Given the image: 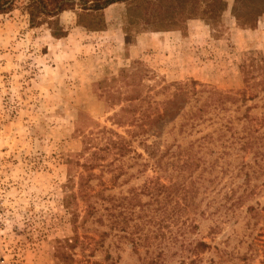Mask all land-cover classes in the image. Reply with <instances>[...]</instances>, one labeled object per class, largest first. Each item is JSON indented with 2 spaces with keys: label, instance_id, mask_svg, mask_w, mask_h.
Segmentation results:
<instances>
[{
  "label": "rangeland",
  "instance_id": "rangeland-1",
  "mask_svg": "<svg viewBox=\"0 0 264 264\" xmlns=\"http://www.w3.org/2000/svg\"><path fill=\"white\" fill-rule=\"evenodd\" d=\"M27 1L0 12V264H264L254 0H162L158 32L142 22L155 0H131L64 38L44 14L31 24ZM173 83L197 92L172 117L116 123L129 103L162 109Z\"/></svg>",
  "mask_w": 264,
  "mask_h": 264
},
{
  "label": "trees",
  "instance_id": "trees-1",
  "mask_svg": "<svg viewBox=\"0 0 264 264\" xmlns=\"http://www.w3.org/2000/svg\"><path fill=\"white\" fill-rule=\"evenodd\" d=\"M119 1L128 2L131 0H80L81 9L84 11V13L79 15L77 21L78 25L83 26L86 30H99L101 27L100 21L98 19L99 10ZM161 1L162 0H155L150 5L152 7L151 13L142 19V22L144 23L147 30L155 32L163 31L162 27L160 26V24H162V18L160 17V13L162 11ZM235 1L237 2L241 0ZM14 2L15 0H0V12H6L10 10ZM27 2V14L29 22L31 24L35 22L39 14H44L48 18L54 20L53 22L56 24V26L59 27L60 31L51 32L52 36L57 38L66 36V31L58 22L57 15L63 10L74 8L76 0H28ZM220 2V0H217L218 4H220ZM180 13L181 11H177V15ZM247 14H253V17H258L264 14V0H254L253 11ZM235 16L237 17V19H239V15L235 14ZM83 19H86L87 22L85 23ZM170 22L171 21H168V23ZM171 85L174 86V90L172 91V98L166 101V105H164L162 109H160V104L154 101H139L137 104L129 103L128 107L122 108V113L119 115V118L116 119V123H124L127 121L128 124L137 128V133L144 132L146 129L148 130L152 127H155L156 124L161 120L164 121L165 119L172 117V112L169 113L167 108L174 106L177 110L176 105L180 101H183L181 99V96H185L184 100H186V97L189 95L190 89L188 88H191L192 94H195L197 92L195 90V87L192 88L186 83H173ZM207 105V103L204 104V106ZM203 109L204 108L202 107H198L196 109V113L191 114L192 116H189L187 118V121L184 125L189 124L190 129H193L198 124L197 120L203 118L200 114L208 112ZM180 129H182V127ZM100 133L101 138L105 139L106 146L104 149L107 150V152L113 150L114 153L119 156L124 155L123 153L126 149V145L124 141L120 139L121 137H117L119 135H117L116 138H111L109 136H104L105 131H100ZM176 159H179V157L177 156ZM90 160L91 161L89 163H84L81 165V167L85 171L91 169L92 167V159ZM89 207L91 208L90 203L87 204L86 210Z\"/></svg>",
  "mask_w": 264,
  "mask_h": 264
},
{
  "label": "crops",
  "instance_id": "crops-1",
  "mask_svg": "<svg viewBox=\"0 0 264 264\" xmlns=\"http://www.w3.org/2000/svg\"><path fill=\"white\" fill-rule=\"evenodd\" d=\"M124 3L125 2H123V1L112 3V4L108 5L107 7L99 10L98 13L100 14V13L106 12L111 7L123 6ZM82 13H84V11L81 9L80 0H76L74 8L63 10L62 12H60L57 15L58 22L60 23V25H62L64 27L65 31L68 30L69 25L75 26V27H80V28L84 29L85 31H89V32L90 31H96V30H86L83 26L78 25V22H77L78 17ZM66 36H67V33H66ZM66 36H63L61 38H64Z\"/></svg>",
  "mask_w": 264,
  "mask_h": 264
}]
</instances>
